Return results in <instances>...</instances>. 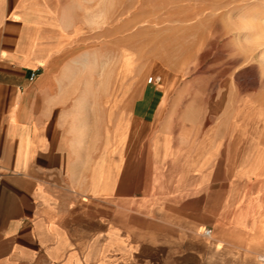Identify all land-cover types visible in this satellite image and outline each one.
<instances>
[{
  "label": "crops",
  "instance_id": "obj_1",
  "mask_svg": "<svg viewBox=\"0 0 264 264\" xmlns=\"http://www.w3.org/2000/svg\"><path fill=\"white\" fill-rule=\"evenodd\" d=\"M49 5L0 0V264H264L262 216L220 187V125L150 122L130 145L127 115L77 114L74 29Z\"/></svg>",
  "mask_w": 264,
  "mask_h": 264
},
{
  "label": "rangeland",
  "instance_id": "obj_2",
  "mask_svg": "<svg viewBox=\"0 0 264 264\" xmlns=\"http://www.w3.org/2000/svg\"><path fill=\"white\" fill-rule=\"evenodd\" d=\"M49 1L78 49L63 69L69 106L127 115L130 145L150 122L220 125L229 212L264 220V0Z\"/></svg>",
  "mask_w": 264,
  "mask_h": 264
},
{
  "label": "built area",
  "instance_id": "obj_3",
  "mask_svg": "<svg viewBox=\"0 0 264 264\" xmlns=\"http://www.w3.org/2000/svg\"><path fill=\"white\" fill-rule=\"evenodd\" d=\"M35 76V74H33V77ZM160 77H157V76H152L149 78V83H158L160 81ZM4 172H3V169H2V166L0 164V182L2 181L3 177H4ZM212 229H206L202 235L203 236H206L208 238L212 237ZM261 260L264 262V258L262 257Z\"/></svg>",
  "mask_w": 264,
  "mask_h": 264
}]
</instances>
